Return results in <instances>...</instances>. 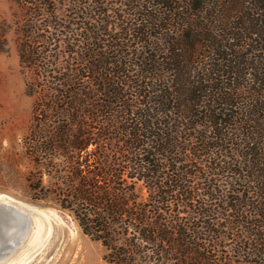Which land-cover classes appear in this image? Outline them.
Returning <instances> with one entry per match:
<instances>
[{
  "label": "trees",
  "instance_id": "16d2710c",
  "mask_svg": "<svg viewBox=\"0 0 264 264\" xmlns=\"http://www.w3.org/2000/svg\"><path fill=\"white\" fill-rule=\"evenodd\" d=\"M15 1L28 149L107 262L264 264V0Z\"/></svg>",
  "mask_w": 264,
  "mask_h": 264
},
{
  "label": "rangeland",
  "instance_id": "374dc122",
  "mask_svg": "<svg viewBox=\"0 0 264 264\" xmlns=\"http://www.w3.org/2000/svg\"><path fill=\"white\" fill-rule=\"evenodd\" d=\"M23 21L15 0H0V199L22 207L30 221L6 264H109L105 248L84 235L50 194L61 173L43 159L35 161L28 149L34 98L26 94L28 72L18 56ZM30 182L40 183L39 188L33 190ZM136 189L146 197L141 182Z\"/></svg>",
  "mask_w": 264,
  "mask_h": 264
},
{
  "label": "water",
  "instance_id": "95a60500",
  "mask_svg": "<svg viewBox=\"0 0 264 264\" xmlns=\"http://www.w3.org/2000/svg\"><path fill=\"white\" fill-rule=\"evenodd\" d=\"M21 209L0 199V264H6L28 233L30 221Z\"/></svg>",
  "mask_w": 264,
  "mask_h": 264
},
{
  "label": "bare ground",
  "instance_id": "6f19581e",
  "mask_svg": "<svg viewBox=\"0 0 264 264\" xmlns=\"http://www.w3.org/2000/svg\"><path fill=\"white\" fill-rule=\"evenodd\" d=\"M6 203H8V204H10V205H13V204H11V203H9V202H7L6 200H4ZM15 206V205H14ZM22 210V209H21ZM23 211V210H22ZM24 212V211H23ZM25 213V212H24ZM25 215H26V213H25Z\"/></svg>",
  "mask_w": 264,
  "mask_h": 264
}]
</instances>
